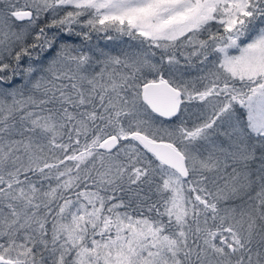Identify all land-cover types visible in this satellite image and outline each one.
I'll list each match as a JSON object with an SVG mask.
<instances>
[{"label":"snow or ice","instance_id":"1","mask_svg":"<svg viewBox=\"0 0 264 264\" xmlns=\"http://www.w3.org/2000/svg\"><path fill=\"white\" fill-rule=\"evenodd\" d=\"M0 264H264V0H0Z\"/></svg>","mask_w":264,"mask_h":264}]
</instances>
